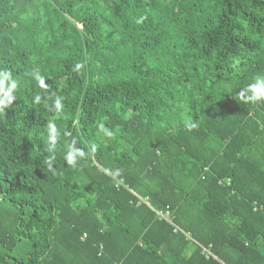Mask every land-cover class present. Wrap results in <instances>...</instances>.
<instances>
[{
    "label": "trees",
    "instance_id": "trees-1",
    "mask_svg": "<svg viewBox=\"0 0 264 264\" xmlns=\"http://www.w3.org/2000/svg\"><path fill=\"white\" fill-rule=\"evenodd\" d=\"M5 71L0 264H264V0H0Z\"/></svg>",
    "mask_w": 264,
    "mask_h": 264
},
{
    "label": "clouds",
    "instance_id": "clouds-1",
    "mask_svg": "<svg viewBox=\"0 0 264 264\" xmlns=\"http://www.w3.org/2000/svg\"><path fill=\"white\" fill-rule=\"evenodd\" d=\"M81 67H83L82 64H77L76 70H79ZM36 79L39 81L41 87H47L43 76L38 75ZM5 82H7L8 84L7 91L9 92V94L14 90H16L18 87L17 81L11 77V73L8 71H5L3 74H0V87H3ZM236 96L241 98V103H245V104L264 103V74H257L253 78V82L247 84L243 89L239 91L238 95ZM40 99H41L40 96L36 97L37 102H39ZM61 99L62 98L58 97L55 100V108L57 110H60L63 107L61 103ZM185 126L189 131L194 130L198 127L197 123L191 121H186ZM50 127L53 129V133H54L51 136L50 143L51 145L54 146L58 134L55 133V125H51ZM100 129L109 137L113 135V132L106 129L103 124L100 125ZM49 151H52V148H50ZM84 156L85 153L82 150L73 149L67 153L65 159L68 164L75 166L77 163V158H83Z\"/></svg>",
    "mask_w": 264,
    "mask_h": 264
},
{
    "label": "built area",
    "instance_id": "built-area-1",
    "mask_svg": "<svg viewBox=\"0 0 264 264\" xmlns=\"http://www.w3.org/2000/svg\"><path fill=\"white\" fill-rule=\"evenodd\" d=\"M119 184H122V183L119 182ZM134 196L136 197L137 204L147 205L150 209H152L154 211V213L158 219L172 224V219H173L172 211L170 210V208L168 206L163 208V209H155V208L151 207V205L148 203L147 197L141 198V197H138L136 195H134ZM174 231H179V232L183 233L185 236H187V238H189V235L187 233L182 232L179 228H177L175 226H174ZM201 252L206 258L215 259V256L212 255V253L208 250V248L202 247Z\"/></svg>",
    "mask_w": 264,
    "mask_h": 264
}]
</instances>
